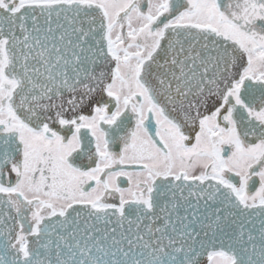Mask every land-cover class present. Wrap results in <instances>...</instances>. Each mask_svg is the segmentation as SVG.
<instances>
[{
  "label": "snow or ice",
  "instance_id": "obj_1",
  "mask_svg": "<svg viewBox=\"0 0 264 264\" xmlns=\"http://www.w3.org/2000/svg\"><path fill=\"white\" fill-rule=\"evenodd\" d=\"M0 264H264V0H0Z\"/></svg>",
  "mask_w": 264,
  "mask_h": 264
}]
</instances>
